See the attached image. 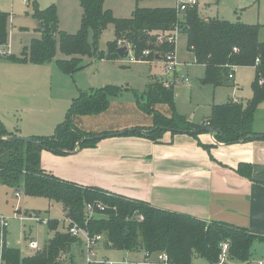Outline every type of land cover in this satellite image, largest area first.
Instances as JSON below:
<instances>
[{"label": "trees", "instance_id": "16d2710c", "mask_svg": "<svg viewBox=\"0 0 264 264\" xmlns=\"http://www.w3.org/2000/svg\"><path fill=\"white\" fill-rule=\"evenodd\" d=\"M103 1L81 0L80 28L75 34L57 30L54 5L37 10L35 17L43 26L41 37L31 40L20 59L40 65L55 63L62 74L69 76L85 68L84 58L117 60L118 43L128 47L135 61L148 62L156 56L165 60L175 48V35L183 34L194 63L204 67L202 85L220 87L229 82L228 76L237 68L250 67L254 69L251 98L245 105L234 101L214 105L208 118L197 125L176 112L174 87L151 82L144 94L145 103L137 102L142 112L152 116L153 127L148 129L147 137L159 142L165 132L159 127H163L172 133L196 131L192 134L194 137L213 129L215 141L224 145L254 141L251 139L255 135L252 131L254 112L264 101V41L258 39V25L202 18L193 7L185 10L184 19L179 18L180 12L176 8L140 7L135 8L130 18L119 19L111 10L103 8ZM9 18L8 13L0 11V48L9 45ZM109 25L113 27L114 39L108 42L104 51L99 50L98 38ZM7 55L4 52L1 57ZM122 91V88L107 85L80 92L72 99L55 132L49 136L29 137L34 143L17 140V136L8 132L0 121V184L26 196L43 197L60 204L65 218L89 236L101 235L105 247L112 250L164 251L176 264H195L198 260L215 264L220 253L219 244L228 242L230 261L249 262L253 242H264V234L161 210L95 186H81L42 168V151L64 155L75 149L77 152L94 147L95 140H86L89 133L81 132L71 121L74 117L104 112L110 99ZM161 106L169 108V115L159 111ZM136 133H140L138 129L131 131V134ZM240 167L237 171L242 173ZM98 205L102 209L99 210ZM87 206L93 210L91 216H87ZM47 226L52 237L31 256L23 257L21 251L6 247L3 239L0 264H74L72 247L78 239L69 235L67 228L59 229L54 220H48Z\"/></svg>", "mask_w": 264, "mask_h": 264}, {"label": "rangeland", "instance_id": "374dc122", "mask_svg": "<svg viewBox=\"0 0 264 264\" xmlns=\"http://www.w3.org/2000/svg\"><path fill=\"white\" fill-rule=\"evenodd\" d=\"M191 2L195 3L193 8L202 18L258 25L260 27L258 39L264 41V0H141L139 2L104 0L103 8L111 10L115 18L127 19L131 17L136 7L176 8L178 3ZM51 5L57 9V30L61 33L75 34L80 28L81 0H0V11L10 16L9 45L8 48H0L3 53L8 54L6 57L0 55V121L5 129L15 134L17 138L52 135L58 124L64 120L72 99L80 92L107 85L117 86L123 91L110 99L104 112L74 117L71 121L74 127L83 133L96 134L111 128L133 129L136 128L134 126L153 124L152 116L142 112L137 102L145 103L144 94L152 80L163 83L168 79L165 65L167 58L147 63L135 61L130 52L127 57L118 58L113 62L103 60L95 62L84 58L85 68L69 76L62 74L55 63L40 65L20 59L23 49L29 47L31 40L41 37V22L36 19L35 12ZM184 12L180 11V19L185 18ZM113 39V27L109 25L98 38L99 50L104 51L108 42ZM173 51L177 60L186 65L173 76L177 80L178 77H187L190 82L178 83L175 80L168 86L174 87L176 112L185 115L186 119L194 123H202L208 118L212 103L221 105L226 103L227 99L233 98L236 99L234 102L245 105L247 99L251 98L253 69L238 68L234 74L235 85L229 80L216 88L202 86L199 79L203 75V67L194 63L193 55L187 49L185 35H177ZM158 109L164 115H169L167 106ZM255 125L264 128V101L254 112L252 130ZM56 156H65V154ZM52 161L51 158L47 163L50 164ZM14 192L17 191L0 184V215L10 219L5 243L6 247L21 251L22 256L27 257L34 254L33 250L27 248L30 239L35 240L42 248L53 233L50 232L47 224L19 221L16 219L17 213L20 215L34 213L47 221L54 220L58 228L63 230L67 228L65 224L67 218L64 217L62 206L58 203L43 197L26 196L23 193L16 197ZM26 237L29 239L26 240ZM101 241L104 243L103 237ZM251 251L253 253L251 264H255L256 259L264 253V242H253ZM80 259L75 260L76 264L81 263ZM95 259L119 262L123 259L138 260L139 255L103 249ZM195 264L205 263L198 260Z\"/></svg>", "mask_w": 264, "mask_h": 264}, {"label": "crops", "instance_id": "0c3cea01", "mask_svg": "<svg viewBox=\"0 0 264 264\" xmlns=\"http://www.w3.org/2000/svg\"><path fill=\"white\" fill-rule=\"evenodd\" d=\"M158 60L161 59L147 63ZM179 63L176 72L186 67L184 63ZM234 74L230 79L233 85ZM189 82L188 79L185 83ZM214 105L218 104L212 103L210 111ZM151 125L134 126L136 128L133 129L111 128L89 134L90 137L104 135V138L95 140L92 148L65 156L42 151L41 166L54 176L81 186H95L161 210L264 234V139L224 145L216 142L208 132L194 137L190 133L165 131L159 142H154L145 134L153 127ZM135 129L140 133L131 134ZM252 131L255 135H264V128L256 125ZM199 143L210 149L202 148ZM51 158L53 161L48 164ZM239 166H242V173L237 171ZM7 233L8 229L5 237ZM103 249L112 251L101 241L96 247V255ZM81 250L82 244L72 247L73 259L81 258ZM262 255L259 258L264 257V253Z\"/></svg>", "mask_w": 264, "mask_h": 264}, {"label": "built area", "instance_id": "2783aa9c", "mask_svg": "<svg viewBox=\"0 0 264 264\" xmlns=\"http://www.w3.org/2000/svg\"><path fill=\"white\" fill-rule=\"evenodd\" d=\"M195 6L194 2L191 3H178L176 10L177 12L185 11L188 8H192ZM177 35H175L174 41L176 40ZM171 40V39H170ZM120 46V43H118ZM0 54L3 55L4 53L0 51ZM166 65V72L168 73V79L163 83L165 86H168L169 84H172L175 80L173 78L174 73L179 68L180 63L178 62L176 55L173 52H171L169 55H167V63ZM233 74L231 73L228 78L232 79ZM187 78L178 79L177 82H187ZM170 86V85H169ZM21 191H17L14 195L16 197H19L21 195ZM98 209H102L100 205L97 206ZM87 216H91L93 214V210L90 206H87L86 209ZM21 222H34V223H43L47 224L46 219H42L39 216L35 215L34 213H30L28 215H17V218ZM139 220H142V217H139ZM66 226H67V233L71 235L72 237L78 239L76 242V245L82 244V250H81V260L80 264H176L174 263L171 258L168 256V254L164 251H157V252H149L146 250L140 251V252H129V253H137L139 255L138 260H128L123 259L122 261H106V260H98L96 258V247L99 242L102 240L101 235H95V236H89L88 233L80 228L77 224L73 223L70 219H66ZM10 219L0 215V238H1V244H0V259H1V246L4 242L3 239H5L6 231L9 227ZM6 244V243H5ZM27 248L30 250H33L34 252L39 251L41 248L39 247L38 243L35 240H31L27 243ZM228 249H229V243L223 242L219 244V256L218 261L215 264H232L234 262L230 261L228 259ZM73 263L76 264L75 259H73ZM252 261L246 262L245 264H251ZM255 264H264V257L259 258L255 261Z\"/></svg>", "mask_w": 264, "mask_h": 264}, {"label": "water", "instance_id": "95a60500", "mask_svg": "<svg viewBox=\"0 0 264 264\" xmlns=\"http://www.w3.org/2000/svg\"><path fill=\"white\" fill-rule=\"evenodd\" d=\"M40 25L42 26V22L40 23ZM42 29H43V26H42ZM116 54L119 58H123V57H127L128 54H129V49L127 46H122L120 48H118L116 50ZM155 59H158V57L156 56ZM161 128L162 130H165L167 131L168 129L167 128H163V127H159ZM148 132L150 131H146L145 134H148ZM196 131H189V132H186V131H179L178 133H190V134H193L195 133ZM208 133L213 136L214 134V130L213 129H209L208 130ZM110 136H115V134H111ZM104 138V135H98V136H95V137H90V138H87L86 140H100V139H103ZM252 140H260V139H264V135H253L251 137ZM17 140H20L22 142H26V143H34L30 138H26V137H22V138H18ZM76 152V149L71 152V153H75Z\"/></svg>", "mask_w": 264, "mask_h": 264}]
</instances>
